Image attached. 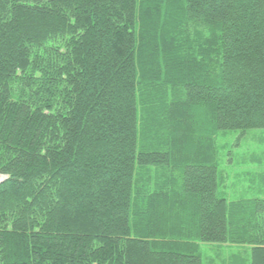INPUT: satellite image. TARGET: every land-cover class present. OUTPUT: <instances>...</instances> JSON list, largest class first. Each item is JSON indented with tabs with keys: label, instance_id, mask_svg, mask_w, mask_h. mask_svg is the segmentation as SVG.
Here are the masks:
<instances>
[{
	"label": "trees",
	"instance_id": "trees-1",
	"mask_svg": "<svg viewBox=\"0 0 264 264\" xmlns=\"http://www.w3.org/2000/svg\"><path fill=\"white\" fill-rule=\"evenodd\" d=\"M256 129L264 0H0V264H264L215 145Z\"/></svg>",
	"mask_w": 264,
	"mask_h": 264
},
{
	"label": "rangeland",
	"instance_id": "rangeland-1",
	"mask_svg": "<svg viewBox=\"0 0 264 264\" xmlns=\"http://www.w3.org/2000/svg\"><path fill=\"white\" fill-rule=\"evenodd\" d=\"M215 145L224 198H264V130L223 132ZM202 251L203 264H250L247 248L204 242Z\"/></svg>",
	"mask_w": 264,
	"mask_h": 264
},
{
	"label": "water",
	"instance_id": "water-1",
	"mask_svg": "<svg viewBox=\"0 0 264 264\" xmlns=\"http://www.w3.org/2000/svg\"><path fill=\"white\" fill-rule=\"evenodd\" d=\"M3 182V179H2V177L0 176V184Z\"/></svg>",
	"mask_w": 264,
	"mask_h": 264
}]
</instances>
